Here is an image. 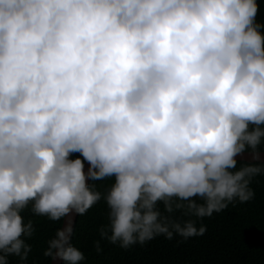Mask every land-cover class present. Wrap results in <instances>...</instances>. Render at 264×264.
<instances>
[{"label": "clouds", "instance_id": "obj_1", "mask_svg": "<svg viewBox=\"0 0 264 264\" xmlns=\"http://www.w3.org/2000/svg\"><path fill=\"white\" fill-rule=\"evenodd\" d=\"M258 11L257 0H0V264L31 251L29 204L67 218L44 255L79 264L70 214L101 198V235L122 248L203 235L160 203L199 219L250 200L264 164L235 157L259 160L264 144ZM106 178V194L90 183Z\"/></svg>", "mask_w": 264, "mask_h": 264}, {"label": "trees", "instance_id": "obj_2", "mask_svg": "<svg viewBox=\"0 0 264 264\" xmlns=\"http://www.w3.org/2000/svg\"><path fill=\"white\" fill-rule=\"evenodd\" d=\"M257 3V20L264 23V0H257ZM260 150L264 151V144ZM78 156L79 153H73L71 158ZM244 163L264 164L237 161V168ZM112 182V178H106L90 183L106 194ZM250 188L254 192L250 200H234L224 210L199 219L185 215L184 209L166 213L160 203L158 207L163 215L180 222L195 220L197 228L206 229L203 235L187 239L175 234L172 239L160 235L128 248L112 244L101 235V229L109 224V209L101 198L83 215L76 214L70 242L83 253L84 259L79 264H264V173L252 178ZM197 201L201 202L198 198ZM21 215L25 223L31 221L33 225L32 235L23 237L31 251L26 260L8 255L7 264H49L50 257L44 253L62 219L54 221L36 215L31 204Z\"/></svg>", "mask_w": 264, "mask_h": 264}, {"label": "water", "instance_id": "obj_3", "mask_svg": "<svg viewBox=\"0 0 264 264\" xmlns=\"http://www.w3.org/2000/svg\"><path fill=\"white\" fill-rule=\"evenodd\" d=\"M235 159L237 161H246V162H255V161H257V162H264V151H260V153H259V160H253L252 159V156H251V153L250 152H247V151L244 152V153H242V154H240V155H238V156H236ZM87 168H88V164L85 161L84 162V170H85V172L87 171ZM70 215H71V221H72V225H73L74 220H75V217H76V214L75 213H71ZM66 219L67 218L62 219L61 225H60L59 228H62L63 227L64 223L66 222ZM61 262L62 261L60 259H58V258L57 259H51L50 258L49 264H61Z\"/></svg>", "mask_w": 264, "mask_h": 264}]
</instances>
